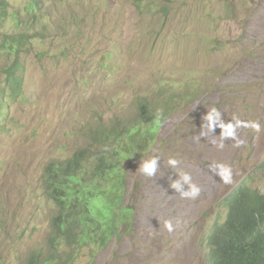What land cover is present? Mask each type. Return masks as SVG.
<instances>
[{"label":"rangeland","instance_id":"1","mask_svg":"<svg viewBox=\"0 0 264 264\" xmlns=\"http://www.w3.org/2000/svg\"><path fill=\"white\" fill-rule=\"evenodd\" d=\"M26 31L24 95L0 127V264H26L49 238L45 165L88 146L86 126L132 119L142 99L162 118L121 153L123 210L93 200L110 237L86 240L72 264H208L222 200L243 180L264 194V0H0V41ZM15 59L0 54V90ZM190 182L199 196L181 198Z\"/></svg>","mask_w":264,"mask_h":264},{"label":"trees","instance_id":"2","mask_svg":"<svg viewBox=\"0 0 264 264\" xmlns=\"http://www.w3.org/2000/svg\"><path fill=\"white\" fill-rule=\"evenodd\" d=\"M3 13L8 18L7 11ZM35 38L26 31L5 34L0 41V54L16 56L5 72V87L0 90V127L8 108L24 95L20 55ZM161 118L155 102L142 99L132 119L116 117L86 126L83 131L88 146L77 149L69 158L45 165L43 191L53 207L50 233L45 246L34 250L26 264H72L77 248L86 240L95 239V245L105 246L110 233L105 221L94 214L93 200L102 197L107 205L116 204L123 210L128 182L121 153L129 148L137 151L141 146L137 141L140 130L147 126L153 129ZM212 233V264H264V197L242 189L227 224L216 225Z\"/></svg>","mask_w":264,"mask_h":264},{"label":"clouds","instance_id":"3","mask_svg":"<svg viewBox=\"0 0 264 264\" xmlns=\"http://www.w3.org/2000/svg\"><path fill=\"white\" fill-rule=\"evenodd\" d=\"M213 111H215V110H213ZM205 118L211 120L212 115L208 114ZM230 127H231V125H229V128ZM171 163L174 164L175 161H171ZM218 167L220 169L219 176L221 177V180L226 184L231 183V171H230V169L224 165H218ZM154 169H155V161L152 160L150 162L145 163L140 170L143 171L144 173H146L148 176H151L154 173ZM184 179L186 182H188V181H190L191 178L188 174H185ZM172 187L176 188L177 187L176 183H173ZM242 189H248L249 191L256 193L258 196L264 197L263 193L252 188L251 185L248 184L246 180H243L228 196H226L222 200L220 205H221V208L226 211V215H225V217L218 216L216 218L215 223L213 224V226L210 230L209 236L205 240L206 252H207L206 257H207L208 264H212V262L210 260V255H211V252L213 250V247H210V237L213 234L212 230L216 225H220L221 227H223L227 224V222L229 221V218H230L231 209H232V206L234 204V200L239 195V193ZM199 194H200V188L197 185L190 182L189 183V189L187 191L181 192L180 196H181V198H192V199H194V198L198 197ZM164 227L169 232H171L173 230V226H172L170 221H165Z\"/></svg>","mask_w":264,"mask_h":264}]
</instances>
